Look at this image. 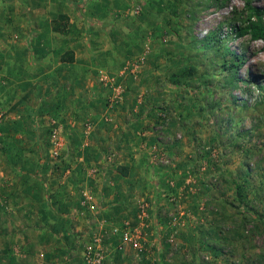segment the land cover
<instances>
[{"label":"rangeland","instance_id":"374dc122","mask_svg":"<svg viewBox=\"0 0 264 264\" xmlns=\"http://www.w3.org/2000/svg\"><path fill=\"white\" fill-rule=\"evenodd\" d=\"M30 1L2 6L3 18L17 9L33 15ZM250 5L264 10V0H92L78 9L93 34L88 42L101 49V80L115 84L123 150L88 153L98 121L88 116L16 118L23 94L0 73V241L4 249L25 239L24 226L59 245L39 239L23 247L15 239L16 264H84L85 244L97 236L112 250L105 264H264V39L242 30ZM44 91L52 95L49 88L37 95ZM132 95L136 102L122 105ZM140 112L147 113L135 136L139 126L129 127ZM55 129L64 143L58 154ZM133 137L151 155L134 151L140 162L132 167ZM181 143L182 159L172 150ZM143 203L144 249H119L122 231L113 227L135 226ZM8 256L0 248V264Z\"/></svg>","mask_w":264,"mask_h":264},{"label":"crops","instance_id":"0c3cea01","mask_svg":"<svg viewBox=\"0 0 264 264\" xmlns=\"http://www.w3.org/2000/svg\"><path fill=\"white\" fill-rule=\"evenodd\" d=\"M44 1L46 2L43 4ZM33 2H35L33 6L36 7L31 9L33 15L28 14V12L25 13V10L17 9L11 12V15L9 14V20L6 21L0 11V55L4 56V58H0V63L2 64L0 65V73H2L3 77H6L5 79L7 80L5 82H10V87H20V93L23 94L22 97L16 100L20 106H24L21 109L19 108L20 112L17 113L18 116L16 118L21 117L24 120V114H32L33 118L53 112L61 113L62 120L66 112H68L66 117L69 115L73 117V114L75 116H79V114L88 116L98 120L92 139L93 145L88 153L92 150L100 152L112 147L120 150L122 145H127L128 142L124 143L120 138L125 125L122 124V128L116 129L118 125L114 123L120 112L118 111L119 108L114 104L119 105V102L113 98L110 99L113 91L109 87V83H111L113 89L115 84L102 82L101 79H104L103 77L107 75V70L102 69V66L97 67V65L101 64V61H99L101 49L93 48L91 42H88L93 34L88 32L87 19L83 16H81L82 18L78 16L80 14L78 9L91 6L92 0H32L29 3L24 2V4H33ZM18 3L19 0H6L3 3L0 2V8L3 6L7 9H16L15 7ZM100 5L95 4V6ZM55 26H58L60 31H56L54 29ZM98 56L100 58H96ZM42 88L43 90L49 88L52 95L49 96L45 93L46 91H44L46 94L45 98L41 94L37 95V91ZM126 97L124 102H121L122 105L126 103L127 105H132L136 102L135 96ZM118 100L121 101V98ZM108 104L109 106H114V109H109ZM36 113H40L41 116H39L40 114L34 116ZM146 113L135 114V118H133L135 121L130 125L131 127L129 128L132 130L129 132L132 133L138 126L140 128L137 120L143 118ZM104 115L108 116L107 118L114 117V119L106 123V121L102 120ZM54 117L59 119L57 116ZM140 130L141 128L137 129V131L133 132V135L136 136V133H139ZM78 133L76 128L71 129L70 136L73 138H70L73 139V142L76 140L75 136L77 137ZM136 138L133 137L131 148H129L131 152L129 159L131 161L129 159L126 161V164L131 163L132 167L137 162H140V159L137 158L139 155L134 151L142 150L140 152L143 153V150L147 149V154H150L149 148L145 149L141 145L139 147L136 146L140 137ZM124 147L128 148V146ZM172 148L167 147L166 150L170 153L174 151V153L180 154V159L187 151L186 146L182 145V143ZM173 168L172 172L170 170L166 173V178L176 175L173 172L175 167ZM129 175L130 172L128 175H123V177L127 178ZM123 177L117 178L122 180ZM160 178L164 180V176ZM123 181L127 182L126 180ZM108 189L110 188L108 187ZM23 193L25 194V191ZM33 193L35 195L40 194L37 192ZM42 195L40 194L39 198ZM54 211L56 210L52 209V213H55ZM41 213L43 215L45 211L41 210ZM37 219L40 220V217ZM19 227L21 228V226ZM23 227L21 228L22 231L24 230L23 232L27 233L25 239H21L23 234L16 235L18 236L17 238L5 241L4 249L3 241H0L2 252L11 255L8 256V264H11V261H13L12 264H16L11 253V251H14L15 239L16 243L22 244L23 247H29V244H36L39 239H43L42 242L46 247H48L50 239L53 248L54 246H59L58 241L54 240V235L51 233L48 234L46 232L45 236L42 237L40 235L43 232L38 234L33 232L30 227L26 229ZM57 248H62V246ZM57 251L59 252V250ZM57 251L54 250L52 252L53 263L59 261L56 258ZM3 263L7 264V261L3 260ZM21 264L30 263L28 260H22Z\"/></svg>","mask_w":264,"mask_h":264},{"label":"built area","instance_id":"2783aa9c","mask_svg":"<svg viewBox=\"0 0 264 264\" xmlns=\"http://www.w3.org/2000/svg\"><path fill=\"white\" fill-rule=\"evenodd\" d=\"M138 63L135 64V67L138 68L140 63H144V57L140 58ZM106 79V76L103 77ZM109 79V78H108ZM108 83V82H106ZM113 83V82H112ZM118 92H122V86L119 85L116 87ZM89 129L92 128L91 124H88ZM51 140L54 143V152L55 154L59 153L60 148L63 146L62 138L60 137V133L57 129L53 130ZM91 198V197H90ZM94 209V208H93ZM149 216V204L143 203L140 205L138 219L139 222L136 223L135 226L131 225V222L127 220L122 228L118 226L113 227V233L115 234L119 231H122V239L120 244L117 246L119 249H125L127 245L131 244L135 246L138 251H142L144 249V245L141 243V238H144V227L146 226L147 218ZM105 238L103 236H97L91 242H86L85 250H84V264H105L107 258L111 254L110 246L104 244Z\"/></svg>","mask_w":264,"mask_h":264},{"label":"trees","instance_id":"16d2710c","mask_svg":"<svg viewBox=\"0 0 264 264\" xmlns=\"http://www.w3.org/2000/svg\"><path fill=\"white\" fill-rule=\"evenodd\" d=\"M250 9L251 13L247 17L242 30L251 33L255 39H264V10L253 5H250ZM54 29L60 31L58 26H55Z\"/></svg>","mask_w":264,"mask_h":264}]
</instances>
